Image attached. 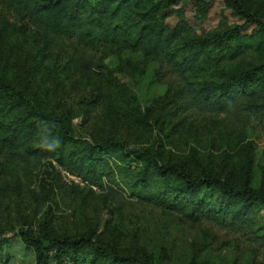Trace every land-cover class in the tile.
Segmentation results:
<instances>
[{
  "label": "rangeland",
  "instance_id": "374dc122",
  "mask_svg": "<svg viewBox=\"0 0 264 264\" xmlns=\"http://www.w3.org/2000/svg\"><path fill=\"white\" fill-rule=\"evenodd\" d=\"M249 3L264 15V0ZM17 6V0H0V11L8 10L18 28L13 37L0 42V73L47 112H68L78 146L113 137L124 149L109 157L108 167L116 171L119 184L104 177L102 185L91 184L51 156L25 175L0 155V264H35V254L20 232L39 235L44 229L54 234H86L126 254L146 252L156 264H264V205L257 206L254 229L234 230L212 219L194 222L145 204L126 183L134 184L142 169L131 150L148 149L190 166L195 158L216 168L226 162L235 175L251 156L252 185L260 189L264 187V129L258 122L226 115L197 119L195 113L180 112L169 91L177 84L174 73L168 71L162 77L160 64L138 51L109 57L97 79L67 68L62 58L42 61L37 53L44 38L25 20L16 19ZM177 9L201 33L239 22L223 0H180L168 18L171 26L177 23ZM219 58L209 52L200 68L189 74L190 80L201 83L220 78L222 69L264 63V49H253L236 60ZM185 115L190 117L180 129ZM119 166H125L124 174ZM92 253L87 250L67 264H87Z\"/></svg>",
  "mask_w": 264,
  "mask_h": 264
},
{
  "label": "trees",
  "instance_id": "16d2710c",
  "mask_svg": "<svg viewBox=\"0 0 264 264\" xmlns=\"http://www.w3.org/2000/svg\"><path fill=\"white\" fill-rule=\"evenodd\" d=\"M17 1L16 19L25 20V25L35 27L44 38L45 44L37 53L42 61L62 58L67 68L97 79L109 57L126 50L138 51L160 64L162 77L168 71L174 73L177 84L169 91L180 112L195 113L197 119L226 115L243 122L256 120L264 129V63L222 69L220 78L201 83L189 78L209 52L214 51L223 61L264 49V15L253 9L249 0H223L239 22L203 34L181 17L180 8L175 11L177 23L169 24L172 9L180 0ZM17 30L10 12L0 11V42L13 37ZM68 114L47 112L0 73V155L25 175L51 156L91 184L102 185L104 177L119 184L116 171L108 165L109 157L124 149L123 143L109 137L78 146L80 141L72 133ZM189 117L185 115L179 122L180 129ZM130 154L142 162V169L134 184L130 180L126 183L141 202L194 222L212 219L234 230L255 228L257 206L264 205V187L252 185L251 156L235 175L228 171L226 162L216 168L195 158L194 166H190L148 149L131 150ZM118 170L121 174L126 171L125 166ZM20 238L33 250L35 264H67L87 250L93 252L87 264H156L146 252L122 253L118 246L86 234H54L44 229L39 235L20 232Z\"/></svg>",
  "mask_w": 264,
  "mask_h": 264
},
{
  "label": "built area",
  "instance_id": "2783aa9c",
  "mask_svg": "<svg viewBox=\"0 0 264 264\" xmlns=\"http://www.w3.org/2000/svg\"><path fill=\"white\" fill-rule=\"evenodd\" d=\"M75 178V176H73Z\"/></svg>",
  "mask_w": 264,
  "mask_h": 264
}]
</instances>
